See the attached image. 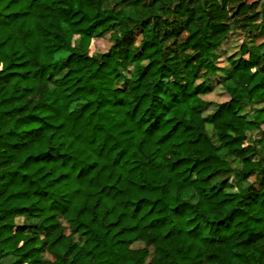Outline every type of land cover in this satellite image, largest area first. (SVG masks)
Masks as SVG:
<instances>
[{
  "label": "clouds",
  "instance_id": "clouds-1",
  "mask_svg": "<svg viewBox=\"0 0 264 264\" xmlns=\"http://www.w3.org/2000/svg\"><path fill=\"white\" fill-rule=\"evenodd\" d=\"M261 193L264 0H0V264H264Z\"/></svg>",
  "mask_w": 264,
  "mask_h": 264
},
{
  "label": "trees",
  "instance_id": "trees-1",
  "mask_svg": "<svg viewBox=\"0 0 264 264\" xmlns=\"http://www.w3.org/2000/svg\"><path fill=\"white\" fill-rule=\"evenodd\" d=\"M8 6H9V7H12V4L9 3ZM9 15H12V16H18V15H20V13L17 12V11H13V12H10ZM172 119H179V115H177V116H173ZM174 130H175V126H174L173 129L170 130L169 133H167L166 135H167V136H170V135H171V131H174ZM159 143H160V142L158 141L157 144H159ZM170 143H171V142H170ZM173 146H174V148H175V150H176L177 152L180 151L179 144H174ZM156 150L158 151L159 148H157ZM44 154H45V153L39 151V149L37 148V149H35L34 154H33V153H26V154H25V156H26L25 162H27V160H35V161H38V162H39V161H40V157L43 156ZM174 163H180V161H179V160H176V161H174ZM13 175H16V174L13 173ZM21 175H23L24 178L27 179L28 173H27V172H24V173H21ZM117 182H118V181H117ZM111 187H115V182L111 185ZM120 190H121V191H124V190H125V185H121V189H120ZM14 194H18V193H14ZM86 194H87V193H86ZM260 195H264V193H261ZM9 198H11V197H9ZM84 202L86 203V201H84ZM221 223H222V221H221Z\"/></svg>",
  "mask_w": 264,
  "mask_h": 264
}]
</instances>
